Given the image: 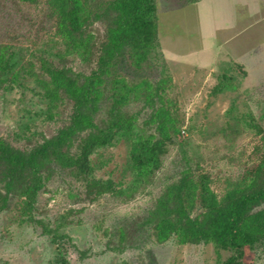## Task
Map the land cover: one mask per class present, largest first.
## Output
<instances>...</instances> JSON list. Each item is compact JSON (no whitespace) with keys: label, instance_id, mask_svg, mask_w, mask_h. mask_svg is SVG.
Masks as SVG:
<instances>
[{"label":"rangeland","instance_id":"rangeland-1","mask_svg":"<svg viewBox=\"0 0 264 264\" xmlns=\"http://www.w3.org/2000/svg\"><path fill=\"white\" fill-rule=\"evenodd\" d=\"M88 1L93 13L111 2ZM51 2L0 0V55L7 61L0 74V143L21 152L70 122L72 100L59 91L51 101L40 82H49L52 69L79 81L98 70L114 22L113 12L92 16L75 34L85 46L74 47L57 34ZM154 4L156 39L141 62L130 50L119 52L100 88L94 124L104 128L120 117L153 140L165 125L171 138L159 168L133 176L129 143L117 134L88 155L87 170L78 163L49 165L27 200L18 189L3 188L0 164V264H147L149 257L155 264H222L232 254L211 240L159 242L157 220L146 219L158 198L183 180L219 204L264 189V0ZM121 94L126 99L118 102ZM97 132L78 133L70 154L78 155ZM205 210L195 200L191 216L205 220ZM242 249L239 264H264L262 239Z\"/></svg>","mask_w":264,"mask_h":264},{"label":"trees","instance_id":"trees-1","mask_svg":"<svg viewBox=\"0 0 264 264\" xmlns=\"http://www.w3.org/2000/svg\"><path fill=\"white\" fill-rule=\"evenodd\" d=\"M33 2L34 0H20ZM155 0H111L103 13H93L88 0H52L51 6L57 13L56 32L75 46H85L84 40L75 37L81 32L84 22L94 16L114 13V22L107 31L105 55L99 60L98 70L92 71L81 81L67 74L63 69H52L48 72L49 82L45 86L51 101L56 100L62 92L73 102L70 122L54 136L30 150L21 152L0 143V164L4 166L6 191H21L26 199H31L42 184V175L49 165L57 164L68 168L78 163L79 168L87 170L88 155L97 147L109 144L115 135H122L129 143V159L133 176L147 177L160 166L161 155L165 152L166 142L171 138V131L165 125L158 126L159 138L135 134L131 121L115 117L110 119L104 128H97L94 115L99 110L102 99L101 86L105 85L111 74V68L119 60L120 51L132 52V58L141 62L148 45L157 35V18ZM142 50V51H141ZM0 55V74L7 67ZM125 84L121 86L124 88ZM125 95H119L118 102L125 101ZM96 128L81 145L78 155L70 154L74 137L86 129ZM115 128L114 131H112ZM17 181L19 182L18 184ZM194 182L180 181L158 198L154 209L146 222L157 220L153 229L157 241L162 242L174 236L180 243H197L211 240L221 249H231L232 254L222 264H239L243 246L251 245L256 240L264 241V209L252 212L255 206L264 204V189L232 197L226 203L219 204L204 192L194 191ZM17 185L19 187H17ZM100 185L98 192H103ZM192 190V191H191ZM119 194V191H114ZM122 193V191H120ZM195 200L206 206L205 220L193 218L191 209ZM5 203L1 205L4 206ZM147 264H155L149 257Z\"/></svg>","mask_w":264,"mask_h":264}]
</instances>
